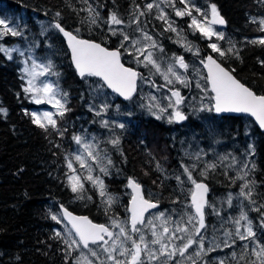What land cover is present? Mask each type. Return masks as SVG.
I'll use <instances>...</instances> for the list:
<instances>
[{
  "label": "trees",
  "instance_id": "obj_1",
  "mask_svg": "<svg viewBox=\"0 0 264 264\" xmlns=\"http://www.w3.org/2000/svg\"><path fill=\"white\" fill-rule=\"evenodd\" d=\"M200 2L209 6L215 4L226 22L223 30L228 43H221V48L228 49L233 45L235 48L233 53L220 57L208 47L209 41H203L195 35L190 38L197 44L200 59L211 55L227 70L234 69L232 74L241 83L258 95H264V46L249 43L262 35L259 19L264 17V0ZM0 5L14 13L25 12L29 18L36 16L39 20H49V29L41 34L40 31L36 33L32 26L33 34L49 55L53 70L59 74L53 75L55 85L61 93H67L70 102L67 105L69 111L56 119L58 128L66 129L63 136L51 128L45 132L33 124L30 114L34 106L23 91L17 61L6 58L0 52V109L7 111L6 115L0 112V264H73V259L66 262L65 245L55 236L58 227L51 215L57 214L58 208L63 205L72 214L87 216L94 223L101 224L103 220L100 215L102 209L95 198L92 202L87 201V198L78 200L66 181L68 173L65 160L74 147L72 137L82 128L83 123L79 120L82 121L83 116L88 114L84 109L88 92L82 79L73 71L63 41L52 25L58 21L66 31L73 32L79 38L100 43L107 49H116L115 38L109 30L104 28L99 19L97 24H90L86 11L81 9L91 5L99 14L115 11L124 19L132 0H87V3L84 0H0ZM57 12L60 13L59 17L56 16ZM161 32L165 37L162 46L166 52L173 56H184L179 47L169 41L168 33ZM141 73L151 82L157 83L158 77L148 68ZM117 102L122 105L132 103L130 100L126 104ZM127 114L136 115L138 126L149 129L152 134H148V140L140 134L133 138V131L127 127L122 141L125 159L115 157L114 169L117 168L123 178H134L141 186L149 188V199L158 202V209L176 207L180 199L187 201L176 179L182 175V165L191 168L190 162L183 159L181 152L186 147H198L188 137L183 141L180 134H171L175 131L172 127L147 115L144 109H138L135 104L129 107ZM247 125L250 126L249 130ZM190 130L202 148L207 149V140L210 139L213 153L219 156L208 162L216 167L209 169L201 178L197 177L198 172L206 166H201V162L198 164L197 159L193 164L195 167L191 168L194 178L207 185L208 202H212L213 197H225L237 191L241 180L235 179L236 167L230 163L233 158L236 162H244L240 159L247 157L248 143L251 144L255 167L251 168L249 179L255 181L252 199L256 203L250 204L245 213L252 221L257 236L264 240V228L261 227L264 220L261 212L264 209L260 212L252 210L264 205V133L259 132L247 117H215L210 112L203 121L191 122ZM153 134L161 137L158 142L161 148L156 149V145L152 144V149L147 153L146 145ZM157 151L166 153L163 158L166 162L162 158L156 159L159 157L153 153ZM114 179L117 180V186H124L122 179ZM126 205L127 198L123 197L118 211L109 212H113L112 216H122ZM205 224L219 223L205 216ZM241 251L242 248L238 246L235 251L237 260L231 257L224 264H237ZM72 257L75 258V253H72ZM249 259H254L250 253L245 260H239V264H247Z\"/></svg>",
  "mask_w": 264,
  "mask_h": 264
},
{
  "label": "snow or ice",
  "instance_id": "obj_2",
  "mask_svg": "<svg viewBox=\"0 0 264 264\" xmlns=\"http://www.w3.org/2000/svg\"><path fill=\"white\" fill-rule=\"evenodd\" d=\"M84 3H87V0H84ZM179 3L183 5L182 9L176 8L175 0H152V2L143 6V10L140 5H136L135 11H133L128 21L121 18L117 12H110L108 19L105 21L108 25V30L112 35L122 37L120 48L116 50H109L106 47H102L100 43L79 38L73 32L66 31L58 21L52 27L66 38L68 48L71 51L72 62L82 79L97 77L113 92L118 93L126 100H130L137 89V80L144 78L139 72L130 67H125L124 63L121 62V48L138 65L150 67V71L154 69L155 73L161 75L167 84H173L175 80V82L185 87L189 86L188 79L176 71L177 65L185 71H187L189 65L182 56H174L172 58L174 64H168L166 68H162L161 62L156 59L155 52L149 49L163 52V47L141 27L140 17L151 14L155 8L157 13L155 19L162 20L165 23L166 28L164 30L176 32L179 36L177 28L174 27V22L169 19L164 11V8L171 7L175 16L190 17L189 27L194 32H198L203 38L209 41L213 37L217 40L224 39V33L217 31L214 27L215 25H224L226 23L220 16L215 4L209 6L210 12H205L195 7V5H190L188 0H179ZM81 11L88 12V22L90 24H97L99 13L91 5H88L87 9H81ZM193 11L198 13L201 18L198 19L193 16ZM56 16L59 17L60 13L57 12ZM253 22L256 21L253 20ZM133 24L136 25L134 31L140 34L137 37H133L123 30ZM259 24V31L264 32V19H261ZM18 29L19 25L10 26L8 20L0 19V38L8 34L21 36L22 32ZM76 32H79V29H76ZM177 42H181L188 51H192L191 44L183 38ZM249 43L264 46V38L251 40ZM229 44L231 45V41H229ZM208 47L212 52L218 53L220 57H226L235 51L234 45L228 49H222L215 42L209 43ZM12 51H17V49L9 50L0 46V52L8 55L9 59H11ZM195 54H199L198 49ZM20 55L23 56L24 53L20 52ZM201 63L207 69V76H201V79L205 80L207 87L201 86L199 83L196 86L206 95L210 91L212 95L208 99L213 103L203 105L200 110L207 108L208 111L214 110L217 113H246L254 117L259 127L264 129V95H258L241 83L232 74L234 69L226 70L211 55L207 56L206 60H201ZM25 64H27V61H25ZM37 69H39V72H37ZM23 72L27 77V86L23 88V91L31 96L32 102L35 104L48 103L56 109L55 114L47 111L39 115L31 113L32 123L45 132H48L49 128H51L60 136H63V132L66 129L61 130L58 128V122L54 119V115L62 118L65 112L69 111L66 107L67 93L59 92L58 88L54 87L52 83L45 82L40 86L37 85L38 76L44 77L59 74L53 70V65L50 62L41 65L35 60L32 61L31 68L25 67ZM170 91L171 97H166L169 100L167 107L173 108L174 111L169 117V122L173 118L176 121L184 120L186 117L179 110V105L184 102V97L181 96L179 90ZM173 97L175 98L174 101ZM201 99L203 100L204 97ZM103 107L106 109L107 105ZM149 107L151 108L152 105H149ZM155 107L159 108L160 112L167 110L166 107H161L158 104ZM0 112L7 114L5 109H0ZM100 114V112H97V115ZM159 118L157 116V119ZM101 125L107 128L109 127V121L103 120ZM117 126L120 128L124 127L123 124ZM72 139L87 154V159L83 154H74L72 157L80 168L86 171L87 175L83 177L78 174L69 176L68 186L73 193H78L84 189L82 180L91 182L93 187L98 190L107 214L116 198L108 194L104 180L100 176H94L93 172L98 168L104 176L109 175L108 166L112 164V161L106 153L101 154V151H96L98 145L84 142L79 135H74ZM109 143L116 146L119 144V138L112 139ZM196 158L199 159V154H197ZM66 160L68 161L67 168L72 173H76L77 170L73 167L72 160H69L68 157H66ZM89 160L91 163H89ZM235 164L236 160L233 158L231 166ZM93 165H95V168ZM182 167L184 169L183 174L187 176V181L193 186L190 189V204L186 205V208L190 209V211H183L180 214V218L175 221L172 220L171 215L166 216L164 212L155 213L151 217L146 218L145 214L150 209L157 208L158 202L146 199L142 186L134 178H128L126 185L127 188L131 189L127 220L121 221L118 218L110 217V225L97 224L87 216L73 215L61 205V215L52 214L51 219L57 224L67 221L71 225L67 229L66 235H62L60 231L55 232V236L59 237L65 245L66 262L68 259H73V264H173V262L175 264H184V260H187L191 261V264H197V260L194 257L199 258L206 252L220 248V244L213 243L212 247L205 249L203 230L206 229L207 225L205 224L204 209L209 206L206 199L208 187L203 182H198L193 178L191 168H194L195 165L191 166V168L185 165H182ZM215 167V164L206 165L201 175H205L209 169H214ZM252 167L254 168L255 165L253 164ZM249 171L247 162L243 163L237 171L235 179L243 181L240 185L238 197H242L250 204L255 205L256 202L252 199L255 181L247 179ZM176 179L180 185L184 184L180 176H177ZM88 199H91V197ZM232 200L233 196L229 194L226 201L229 207L232 206ZM261 209H264V205L254 207L252 210L260 212ZM216 214L219 215V212ZM261 216L264 217V212H261ZM242 221L244 224H241ZM233 223L236 226L235 232L226 231L224 233L226 239L223 241V247H234L237 239L241 242L247 241L248 243H242L241 245L242 251L239 260H245L250 253L254 259L247 260V264H264V240L257 236L253 229L252 221L249 220L243 209H241L239 217L233 220ZM242 227L243 231H241ZM261 227L264 228V220H262ZM194 245L196 250L193 254H188L189 249L193 248ZM74 252L78 253L75 258L72 257ZM231 256L234 260H237L236 252H232ZM177 257L184 259L176 260ZM239 260L237 264H239ZM220 264H224V261H220Z\"/></svg>",
  "mask_w": 264,
  "mask_h": 264
},
{
  "label": "rangeland",
  "instance_id": "obj_3",
  "mask_svg": "<svg viewBox=\"0 0 264 264\" xmlns=\"http://www.w3.org/2000/svg\"><path fill=\"white\" fill-rule=\"evenodd\" d=\"M149 2H152V0H132V5L130 6V10L128 12V15L124 17L125 21H128L131 17V14L133 11H135L136 5H140L141 9L143 10V6ZM176 8H183V5L179 3V0H175ZM188 3L190 5H195V7L201 9V11L210 12L209 5H205L200 2V0H188ZM93 7V6H92ZM162 8H164L163 5H161ZM94 8V7H93ZM87 9V8H86ZM164 11L167 13L169 19L174 22V27L177 28L179 32V36L176 32L171 31H165L166 28L165 23L162 20L155 19L156 9H153V12L151 14H148L146 16L140 17L141 21V27L144 28L146 32H148L149 35L153 37L154 40L158 42L160 46H162L163 41L165 40L164 34L161 32L168 33V39L171 41L174 45H177L179 47L180 51L184 54L182 56L185 60V62L189 65L187 71L184 69H181L176 66V71L180 73L182 76L186 77L189 81V86L185 87L182 84L175 82L174 80L173 84H167L163 77L159 75L158 73H155V70L152 69L151 71L155 73V75L158 77L157 83H153L147 78H145L141 72L145 70V68H148L150 70V67H144L143 65H138L135 63L132 57L128 56L124 49L121 48L122 52V62L127 65L131 66L134 70L139 72L141 76L144 79H138V88L136 94L130 99L131 105L135 104L138 109L142 110L144 109L145 113L148 115H152L157 121L163 122L166 126L172 127L175 131L171 132V134H180L181 140H186L185 138L188 137V139L191 140V143L196 145L197 148H187L185 151L181 152V156L186 161L190 162V166H193L194 163H196V156L199 154L198 164L201 162V166H206L210 163V161H213L214 157H219L218 154L213 153V146L210 147V139L207 140V149L204 147L202 148L200 146V143L196 142L195 135L193 134L192 130H190V125L192 123H198L200 120L203 121L206 117L207 113H212V111H208L207 108L204 110H200L203 105H210L212 101L208 99L209 96H211L210 92L207 93V95L201 91L200 88H198L196 85L199 83L201 86L207 87L205 80L201 79V76H204V73L202 71L201 67V53L195 54L197 50V44L192 40V38L195 35H197L201 40L203 41H209L205 38H203L198 32H194L192 28L189 27L190 24V17L184 16V17H177L175 16V13L171 7L164 8ZM110 13L105 12L102 14H99V19L101 23L104 25V28L108 29V25L105 23V21L108 19ZM86 15L89 17L88 12L86 11ZM193 16L200 19L198 13L193 11ZM0 19H6L10 22V26L19 25V31L22 32L21 36H12L10 34L4 35L2 38H0V46L7 48L9 50L15 48L17 51L11 52V59H15L18 64L19 68V75L21 77V83L23 88L27 86V77L25 76L23 69L25 67L31 68L32 61L35 60L38 64H47L50 62L49 55L43 50V47L40 46L38 39H36L35 34H33V28L34 26L35 30L40 31L41 34L45 32L46 29H49V20H39L38 17H31L25 13V12H19L14 13L12 11L7 10L2 5H0ZM263 18H260L259 21ZM31 21L32 23H30ZM260 26V24H259ZM136 25L133 24L131 27H125L123 30L133 37H137L140 34L138 32H135ZM219 32L224 33V39L223 40H217L215 37L209 43L215 42L219 47H222L221 43L227 44L228 40L226 39V34L223 29H217ZM262 32V31H261ZM111 34V33H110ZM112 35V34H111ZM40 36V35H39ZM42 36V35H41ZM114 37V41L116 44V49L120 48V44L122 41V37L119 35H112ZM184 39L186 42L190 43L192 46V51H188L186 47L181 43L177 42L178 40ZM264 38V32H262V35L259 36V38H255V40ZM147 43V42H145ZM163 47V46H162ZM150 51L155 52L156 59L158 62H161V67L166 68L168 64H174V60L172 59L174 56L169 55L166 50L163 48V52H159L156 49H149ZM212 51V50H211ZM20 52H23L24 55L21 56ZM6 58H8V55H6L4 52H1ZM219 55L218 53H216ZM181 56V55H178ZM9 59V58H8ZM143 59V58H142ZM25 61H27V64H25ZM37 72H39V69H37ZM23 77V78H22ZM171 78V77H170ZM82 79V78H81ZM84 83V87L87 90V101L85 102L84 109L87 111V115H84L82 118V121L79 120V122H82V128L80 131H78L75 135H79L83 138L84 142L86 143H92L93 145H98V148H96V151H101V154L106 153L108 157H110L112 164L109 167V175L104 176L98 168L95 169L93 172L94 176H100L101 179L104 180V183L106 185V189L108 194L115 197V202L111 207V211L117 209L121 204V201L123 197L127 198V201L130 198V194L128 191V188L126 187L128 179L123 178L118 174L117 168L114 169L115 166V157L121 158L122 160L125 159L123 148H122V141L123 136H125V133L127 131V127H130V129L133 131L132 137L134 138L135 135L140 134V136L146 140H148V134L150 132L149 129H142L138 126V120L136 115L127 114L129 107L131 106L130 103H127V105H122L119 102H117L116 97L107 92L104 86L97 81L96 79L92 77H86L82 79ZM52 83L54 87H57L53 80V75H48L44 77H37V85L40 86L42 83ZM58 88V87H57ZM59 90V88H58ZM170 90H179L182 97H184V102L179 105V110L185 115V119L181 122L175 121L173 118L171 122H169V117L173 113L174 109L171 107H167L169 104V100L166 97H171V91ZM60 92V90H59ZM28 96V99L30 103L34 106V109L31 113L41 114L45 111L56 113V109L52 107L51 104L43 103V104H35L31 100V96L29 94H26ZM155 97V99H153ZM204 97L202 100L201 98ZM174 101V97L172 98ZM129 101V100H128ZM69 100L67 98V105L69 104ZM126 104V102H124ZM160 105L161 107H166L167 110L164 112H160L159 108L155 107V105ZM107 105V108L105 109L103 106ZM149 105H152L150 108ZM142 108V109H141ZM97 112H100V115H97ZM157 116L160 118L157 119ZM54 119H59V116L54 115ZM108 120L109 121V127H103L101 125V121ZM123 124L124 127L120 128L117 125ZM253 124V123H252ZM254 125V124H253ZM247 130L250 129V126H246ZM191 131V132H190ZM95 137V139H93ZM174 137V135H173ZM119 138V144L116 146H113L111 143H109L110 140ZM132 138V139H133ZM161 140V137H159L158 134H153V138L150 139V143L146 145V151L150 152V147L152 144H155L156 149L161 148V144H158V142ZM74 142V141H73ZM194 145V146H195ZM73 149L71 152L66 156L69 160H72L73 167L77 170L76 173H72L67 168V160L66 162V168H67V184L69 176L73 174H78L83 176H86L87 173L84 169H81L79 164L72 159L74 154H83L85 155V158L87 159V154L84 153V150L81 146L77 145L75 142L73 144ZM128 149V147H127ZM129 151V149H128ZM251 144L248 143L247 148V157H242L240 160L244 162H236V172L241 168L242 164L247 162L249 166V170H251L253 166V155H251ZM154 155H156L160 159L162 158L163 161L166 162L163 158L165 157V152H154ZM253 154V153H252ZM208 155V159L206 156ZM220 154V159H221ZM227 158V156H225ZM155 158V157H154ZM168 157H166L167 159ZM248 159V161H247ZM89 163L91 161L89 160ZM180 167L181 164L179 163ZM232 165V163H230ZM95 168V165H93ZM205 168V167H204ZM200 169L198 172L199 178H201V173L203 172V169ZM182 169V168H181ZM250 172V171H249ZM184 169H182V175L181 180L184 181L183 185H179V188L181 191H184L187 197V201H184L183 199L178 200L176 207H170L168 209H157L156 211L148 214L146 218L151 217L155 213L164 212L165 215H171L172 220H178L180 218V214L183 211H190V209L186 208V205L189 204V196H190V189L192 188V185L187 181V176L183 174ZM112 177H116L117 179H122L123 182H125L123 187L117 186V180ZM250 174L247 176V179H249ZM194 178V176H193ZM195 179V178H194ZM84 184V189L82 192L78 193H72L76 195V198L80 200L78 197H82L81 199H86L89 202L94 201V198L96 202H98L99 207L102 209L100 212V215L102 214V220L103 223L110 225V217L118 218L121 221L127 220L128 216L125 212H123L122 216H117L115 214L112 216L110 210L108 213H105V205L102 202V198L99 195V192L96 188L93 187L91 182L87 180H82ZM243 183V181L240 182L239 187L235 193H231L233 196L232 200V206L229 207L227 204V197H213L212 202H208V205L205 210V216H209L213 222L215 220L218 221L217 224H208L206 229L203 230L204 235V241H205V249H208L209 247L213 246V243H218L221 245L220 248H216L215 251L206 252V254H202L201 257L194 259L197 260V264H213L216 263L219 264L220 261H225L227 259L230 260L231 253L236 251V248L239 246L241 247L242 243H248L247 241L241 242L238 239L236 240L235 246L232 248L223 247V241L226 239L224 236V233L226 231L235 232V224L233 223V220L235 218H238L241 212V209L245 212L246 209L250 207V203L247 200H244L242 197H238V193L240 191V185ZM70 188V187H69ZM142 191L144 193V196L146 199H149L151 196V191L147 187L142 186ZM184 193L182 192L181 195L183 196ZM89 197H93L91 199H88ZM220 211H223V213H220ZM219 212V215L216 213ZM56 215H59L57 213ZM104 216V217H103ZM220 218H223L222 220ZM224 221V222H223ZM56 223V222H55ZM158 223V222H157ZM241 224H244L242 221ZM57 231H60L62 235H66L67 229L69 228L63 221L61 224H57ZM159 230V229H158ZM243 227L241 228V231H243ZM207 231V232H206ZM235 238V237H233ZM196 250V246L194 245L193 248L189 249L188 254H193ZM86 251V250H85ZM75 253V257L78 255V253ZM186 254V255H188ZM184 258L177 257L176 260H183ZM175 264V262H173ZM184 264H191V261L184 260Z\"/></svg>",
  "mask_w": 264,
  "mask_h": 264
},
{
  "label": "water",
  "instance_id": "obj_4",
  "mask_svg": "<svg viewBox=\"0 0 264 264\" xmlns=\"http://www.w3.org/2000/svg\"><path fill=\"white\" fill-rule=\"evenodd\" d=\"M224 26H225V24H224V25H215L214 27L217 28V29H223ZM57 32L59 33V35H60V37H61V39H62V41H63L64 47H65V49H66V51H67V53H68V57H69V61H70L71 67H72L73 71L76 73V75H78V73H77V71H76V69H75V66H74V64H73V62H72V59H71V51H70V49L68 48L67 40H66V38H65V37H64V36H63L58 30H57ZM102 47H104V46H102ZM109 50H116V49H109ZM207 56H209V55H207ZM207 56H205V58H204L203 60H206ZM121 62H122V61H121ZM221 66H222V65H221ZM125 67H128V66H125ZM201 67H202V71H203V73H204V76L206 77V76H207V69L204 68V65H203V64L201 65ZM222 67H223V66H222ZM225 69H226V68H225ZM226 70H227V69H226ZM78 77H80V76L78 75ZM80 78H81V77H80ZM92 78H94V79H96L97 81H99V82L104 86V88L106 89V91L109 92V93H111V94H113V95L116 97V99H117L118 101H120V102H127V101H128V100L124 99V97L120 96L118 93L113 92L110 88L107 87V85H104V84H103V81H101L99 78H97V77H92ZM137 82H138V80H137ZM136 91H137V89H136ZM136 91H135V93H136ZM209 92H210V91H209ZM135 93H133V95H134ZM210 94L212 95L211 92H210ZM133 95H132V96H133ZM212 103H213V102H212ZM212 113H213V115L216 116V117H239V116H245V117L249 118V119L252 121V123L254 124V126L256 127V129H257L259 132L264 133V129H261V128L259 127V124L256 122L255 118L252 117V116H250V115H248V114H246V113H217V112H215L214 110H212ZM175 121H176V120H175ZM176 122H179V121H176ZM200 182H201V181H200ZM203 183H204V182H203ZM204 184H205V183H204ZM192 187H193V186H192ZM128 191H129V194H130V198H129L128 202H127V208H128V206H129V201H130V199H131V189L128 188ZM207 197H208V192H207V194H206V199H207ZM189 204H190V196H189ZM60 208H61V207L58 208V211H59V214L61 215ZM205 208H206V207H205ZM157 209H158V207L155 208V209H150L149 212L146 213L145 215L150 214V213L156 211ZM204 211H205V209H204ZM126 212H127V209H126ZM73 215H75V214H73ZM128 215H129V214H128V212H127V216H128ZM76 216H82V215H76ZM63 222H64L69 228L71 227V225H69V224L67 223V221H63Z\"/></svg>",
  "mask_w": 264,
  "mask_h": 264
},
{
  "label": "flooded vegetation",
  "instance_id": "obj_5",
  "mask_svg": "<svg viewBox=\"0 0 264 264\" xmlns=\"http://www.w3.org/2000/svg\"><path fill=\"white\" fill-rule=\"evenodd\" d=\"M182 121V120H181ZM181 121H179V122H181Z\"/></svg>",
  "mask_w": 264,
  "mask_h": 264
}]
</instances>
